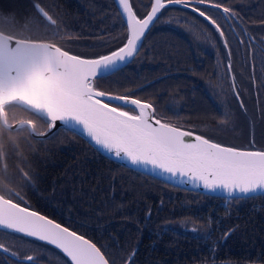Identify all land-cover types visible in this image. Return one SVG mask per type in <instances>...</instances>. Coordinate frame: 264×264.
<instances>
[{
  "label": "trees",
  "instance_id": "trees-1",
  "mask_svg": "<svg viewBox=\"0 0 264 264\" xmlns=\"http://www.w3.org/2000/svg\"><path fill=\"white\" fill-rule=\"evenodd\" d=\"M36 1L56 20L49 27L58 30L59 41H75L92 54L96 52L86 43L125 28L113 0H0V23L8 24L4 19L31 23L39 26L41 39L50 40V33L42 35L48 22L37 17ZM137 1L131 0L134 9ZM215 2L235 10L239 18L226 21L221 10L196 5L222 26L232 52L231 73L229 50L215 27L190 8L167 6L161 13L172 11L178 18L161 20L160 13L132 61L98 81V89L149 99L145 101L171 117H182V124H197L199 115L210 120L221 105L237 111L231 74L240 99L262 107L257 116L264 119V0ZM81 25L87 26V35L81 34ZM223 66L230 88L220 93L215 80L219 82L217 71ZM26 135L24 128L0 127L5 151L19 158L32 155L31 162L18 163L7 156L0 163L3 178L20 166L36 172L30 186L13 178L16 193L23 197L21 205L87 237L107 258L116 257V264H124L133 251L132 264H264V194L225 199L178 188L107 158L62 127L42 139ZM229 229L236 230L225 240ZM38 244L54 253L57 264H71L60 251ZM43 264L56 263L46 258Z\"/></svg>",
  "mask_w": 264,
  "mask_h": 264
},
{
  "label": "snow or ice",
  "instance_id": "snow-or-ice-1",
  "mask_svg": "<svg viewBox=\"0 0 264 264\" xmlns=\"http://www.w3.org/2000/svg\"><path fill=\"white\" fill-rule=\"evenodd\" d=\"M115 2L118 15L126 25V38L115 50L95 58L70 54L55 43L58 30L49 26L57 22L39 2L34 5L37 17L42 16L48 22L42 35L50 33L51 40L40 39L39 29H29L27 35L0 31V127L12 129L8 114L19 108L46 123L48 132L60 122L64 130L74 135L76 130L82 132L101 149L114 153L116 158L125 159L134 166L150 165L173 178H182L181 183L194 187L202 185L208 192L221 190L241 200L264 193V151L223 146L158 118L152 103L97 87L98 81L122 71L120 66L134 58L161 11L173 4L190 8L215 27L224 48L229 50L228 71L231 73L232 52L222 26L196 5L221 10L226 21H238L235 10L215 0H150V8L141 18L131 0ZM255 82L253 79V84ZM232 90L240 100L237 88L233 86ZM240 107L244 108L242 101ZM221 124H227V120H222ZM16 125L17 130L27 126L38 136L47 135V132L36 131L32 119L16 121ZM5 155L4 146L0 144V163ZM7 192V196L0 195V228L53 245L72 264H116L117 258H107L95 243L21 206L9 198L23 199L11 188ZM235 230L225 232L224 239ZM0 251L19 260L17 253L10 252L2 243ZM134 255L133 251L124 264H132ZM34 260V256L28 255L20 264H32Z\"/></svg>",
  "mask_w": 264,
  "mask_h": 264
},
{
  "label": "rangeland",
  "instance_id": "rangeland-1",
  "mask_svg": "<svg viewBox=\"0 0 264 264\" xmlns=\"http://www.w3.org/2000/svg\"><path fill=\"white\" fill-rule=\"evenodd\" d=\"M35 3H37V1L34 2L33 5H35ZM137 6H138V9L136 8L135 11L142 18L146 14V12L149 10L150 0H138ZM170 15H175V17L178 18V15L173 13L172 11H163L160 15L161 20L169 18ZM9 21H12V22H9ZM2 22L8 23V24L0 23V30L12 31L11 33H19V32L27 33L28 32L27 30L29 29L33 31L36 29H39V26L34 27V25H32L31 23H25L24 21L15 22L10 19L8 20L4 19L2 20ZM3 25H6L7 27ZM80 30H81V34H84V35L88 34L87 26L81 25ZM69 35L73 39L79 38L72 32H69ZM126 35H127L126 28H124V30L117 29L113 32L108 33L106 36L98 37L95 41L86 43L92 46L96 54H92V52L90 51L87 52L85 46L78 44L75 41L69 42L67 39H61L59 41L56 37L55 42H57L65 50L69 51L71 54L78 55L84 58H92V56L96 57L102 54H106L109 51L115 50L116 48H118L121 45L122 41L126 38ZM39 38H40V35H39ZM51 39L52 37L50 36V40ZM96 50H99V51H96ZM169 54H171V52H169ZM171 55L172 57L174 56L173 54ZM137 62L138 60L135 63ZM139 62H141V60ZM182 62L184 63V61ZM218 71H217V74L221 78H223V82L221 78H219V82H218V78H216L215 80V82H217V84L219 85L218 90L220 92L222 88H224V91L226 92L227 88L225 87L227 86L230 88V83L228 82L227 71L224 66L220 70L218 69ZM223 83L225 84V86ZM145 100H149V99H144V101ZM149 101H145V102H149ZM152 104L154 105L153 102ZM155 109H156L157 117L162 118L163 121H166L173 125H179L180 127L184 125L187 131H192L194 134H197V135H203L205 136V138H208L213 142L220 143L223 146L235 147V148L247 149V150H258V149L264 150V135L260 137H255L253 134H250L249 128L252 126V122L241 123L240 120L238 119L239 115L237 111H234L235 109H232V111L230 108L222 109V105H221V108L219 109V114L215 112V115L213 114L214 116L210 120L205 118L204 115L202 116L199 115V119L201 120L198 119L199 122H197V124H189V123L182 124V117L181 118L171 117L168 112L166 114L160 108L155 107ZM225 113H231V114H228L229 116L228 115L226 116L224 115ZM247 114H248V119L253 117V113L249 114L247 111ZM19 118H20L19 116H15V117L13 116L12 119H9V123H13L14 120L19 119ZM222 120H227V124H221ZM257 123L259 124L260 128L264 129V119H262L261 121H258ZM44 130H47V126L43 127L40 131H44ZM249 134H250V137H249ZM8 188H11L13 192H16V188L0 180V195L7 196ZM0 243L8 247L10 252H16L17 255L19 256V260H17V259L10 257L8 254H5L2 251H0V261H1L0 264H3V263L5 264V261L8 264H20V261L24 260V258L28 255H32L35 257V260L32 262V264H43V260L46 258H52L53 261L57 264V260L53 256L54 253L43 250L37 241L26 238L24 236L22 237L17 236L14 233L5 231L1 228H0ZM59 259L61 261V258Z\"/></svg>",
  "mask_w": 264,
  "mask_h": 264
},
{
  "label": "water",
  "instance_id": "water-1",
  "mask_svg": "<svg viewBox=\"0 0 264 264\" xmlns=\"http://www.w3.org/2000/svg\"><path fill=\"white\" fill-rule=\"evenodd\" d=\"M114 3H115V5H116V7H117V4H116V2H115V0H114ZM169 6H176L175 4H173V5H169ZM117 9H118V7H117ZM118 11H119V9H118ZM146 15V14H145ZM126 26V25H125ZM71 54V53H70ZM107 54V53H106ZM95 58V57H94ZM132 60V59H131ZM130 60V61H131ZM129 61V62H130ZM128 62V63H129ZM127 63V64H128ZM126 64V65H127ZM123 66H125V65H121L120 67H123ZM131 98H133V97H131ZM135 99V98H134ZM112 103L113 104H117V103H119V102H117V101H112ZM17 125H16V122L13 124V128L14 127H16ZM59 127H62L61 125H60V122H57V126L53 129V130H55L56 128H59ZM28 128V127H27ZM28 130H29V132L32 134V136H34V137H39V138H41V136H38V135H36V133H33V132H31L30 131V129L28 128ZM52 130V131H53ZM182 130H185V129H183L182 128ZM51 131V132H52ZM47 132V135L49 134V133H51V132H48V130L46 131ZM76 134H78L79 136H81L82 138H84L90 145H92L96 150H98L100 153H102L103 155H105L106 157H108V158H110V159H112V160H114V161H116V162H118V163H120L121 165H124V166H126V167H129V168H132V169H135V170H138V171H140V172H143V173H145V174H148V175H150V176H152V177H154V178H157V179H159V180H161V181H164V182H166V183H168V184H171V185H173V186H177V187H180V188H183V189H187V190H192V191H197V192H201V193H205V194H209V195H214V196H220V197H225V198H232V197H236V196H232V197H229L228 195H227V193H225V192H223V191H221V190H217V191H215V192H208V191H206L203 187H202V185L201 186H199V187H194L192 184H190V183H181V179L182 178H179V177H177V178H173V177H171L170 175H168V174H165V173H162L160 170H158V169H153L150 165L149 166H146V167H142V166H134V165H132L129 161H127V160H125V159H118V158H116L115 157V155H114V153H109V152H107V151H105V150H103V149H101L100 147H98L94 142H92L91 140H90V138H88L86 135H84L82 132H80V131H78V130H76ZM46 135V136H47ZM43 137H45V136H43ZM186 139H188V138H186ZM237 149H239V148H237ZM240 150H247V149H240ZM250 151H264V150H250ZM258 194H264V193H257L256 195H258ZM22 206V205H21ZM30 211H35V210H33V209H29ZM35 212H37V211H35ZM38 214H40V215H43V216H45L46 218H48V219H51L50 217H48V216H46V215H44V214H41V213H39V212H37ZM53 222H55V223H58V222H56L55 220H53V219H51ZM60 224V223H59ZM61 226H63V227H65L64 225H62L61 224ZM69 230H71V229H69ZM72 231V230H71ZM15 233V232H14ZM16 234H19V233H16ZM78 234V233H77ZM19 235H22V234H19ZM78 235H80V234H78ZM22 236H24V235H22ZM82 236V235H81ZM24 237H27V236H24ZM84 237V236H83ZM29 239H33V240H36V241H39V240H37V239H34V238H31V237H28ZM85 239H88V238H86V237H84ZM90 242H92L90 239H88ZM39 242H41V243H44V244H46V245H49V246H51V247H53V248H55V249H57L55 246H53V245H50V244H47V243H45V242H42V241H39ZM93 243V242H92ZM58 251H60L64 256H66L61 250H59V249H57ZM67 257V256H66ZM68 258V257H67ZM69 259V258H68ZM69 261L71 262V260L69 259ZM71 264H72V262H71Z\"/></svg>",
  "mask_w": 264,
  "mask_h": 264
},
{
  "label": "flooded vegetation",
  "instance_id": "flooded-vegetation-1",
  "mask_svg": "<svg viewBox=\"0 0 264 264\" xmlns=\"http://www.w3.org/2000/svg\"><path fill=\"white\" fill-rule=\"evenodd\" d=\"M233 32L236 33L235 30ZM228 34L230 36L231 35V32H229ZM239 40H241V39H239ZM9 114L11 116H14V117L15 116H19L20 117L19 119L14 120V123L16 121H19V120L32 119L33 122H34V124H35V126H36V131L37 132H42L40 130L47 125L42 120H37L35 117L30 116L28 113L20 110L19 108L15 109V110H13L11 112H9ZM15 128H17V126L14 127V129ZM23 128L25 129V131L27 133L26 138H30V137L34 138V136H32V134L29 132L27 126H24ZM47 136H49V135H47ZM47 136H45V137H47ZM37 138L38 137H35L34 139H37ZM42 138H44V137H42ZM5 153H6L5 157L8 156L13 161L18 162V163L31 162L32 161L31 160L32 155H25V156L19 158L18 156H16L11 151L6 150ZM25 173H27V176L24 175ZM34 175H36V172H35V170L31 166H29L28 168H23L22 166H20V167H18V171H16V172H10L9 173V176L7 178H5V177L3 178V176L0 174V180L3 181V182H5V183H7V184H9L10 186H12L14 188H16V186H15V184H13L14 183L13 178L14 179H20L21 180V183L25 184L26 186H30L31 185V180L34 178ZM9 198L13 199L15 202H18V203L22 204V202L19 201V200H17L15 198V196H11Z\"/></svg>",
  "mask_w": 264,
  "mask_h": 264
}]
</instances>
